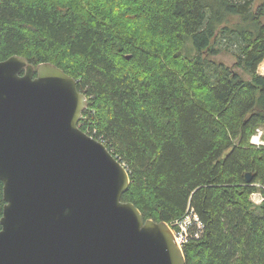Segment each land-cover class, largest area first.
Instances as JSON below:
<instances>
[{"label": "trees", "instance_id": "16d2710c", "mask_svg": "<svg viewBox=\"0 0 264 264\" xmlns=\"http://www.w3.org/2000/svg\"><path fill=\"white\" fill-rule=\"evenodd\" d=\"M230 38L240 71L213 57ZM14 54L75 78L79 127L129 174L122 200L172 228L198 215L186 264H264V0H0Z\"/></svg>", "mask_w": 264, "mask_h": 264}, {"label": "water", "instance_id": "95a60500", "mask_svg": "<svg viewBox=\"0 0 264 264\" xmlns=\"http://www.w3.org/2000/svg\"><path fill=\"white\" fill-rule=\"evenodd\" d=\"M87 105L57 65L0 60V264H186L169 224L122 200L129 174L79 127Z\"/></svg>", "mask_w": 264, "mask_h": 264}, {"label": "built area", "instance_id": "2783aa9c", "mask_svg": "<svg viewBox=\"0 0 264 264\" xmlns=\"http://www.w3.org/2000/svg\"><path fill=\"white\" fill-rule=\"evenodd\" d=\"M262 74L264 73V68L261 69ZM261 74V73H260ZM261 131L258 133V137L261 136ZM252 136L253 143H258V141H254ZM172 228L175 240L177 244L181 247L186 243V241L191 237L190 229L194 226L196 231H199L202 229L203 225L201 221L199 220L198 215L193 211V209H190L183 217L175 220L173 223Z\"/></svg>", "mask_w": 264, "mask_h": 264}, {"label": "rangeland", "instance_id": "374dc122", "mask_svg": "<svg viewBox=\"0 0 264 264\" xmlns=\"http://www.w3.org/2000/svg\"><path fill=\"white\" fill-rule=\"evenodd\" d=\"M233 42L234 41L232 40V38L227 39L225 42L224 41L220 42L219 47L221 48V50L215 53L213 57L216 61L222 62L224 65H227L229 68L240 71L239 68L235 66L237 46ZM263 68H264V62L260 66H258V72L262 74L261 69ZM262 75H264V73ZM79 123H80V120H79ZM260 131L262 133V130L258 129L256 134H254V136L258 135ZM253 140L258 141V140H255L254 137H253ZM261 141H264V136L263 137L260 136L258 143H254V144H257V145L261 144L260 143ZM251 142L253 143L252 138H251Z\"/></svg>", "mask_w": 264, "mask_h": 264}, {"label": "clouds", "instance_id": "9594fccd", "mask_svg": "<svg viewBox=\"0 0 264 264\" xmlns=\"http://www.w3.org/2000/svg\"><path fill=\"white\" fill-rule=\"evenodd\" d=\"M260 143L264 144V141H261ZM249 200L252 206H260L261 204H264V196H262L259 191H254L250 193Z\"/></svg>", "mask_w": 264, "mask_h": 264}, {"label": "bare ground", "instance_id": "6f19581e", "mask_svg": "<svg viewBox=\"0 0 264 264\" xmlns=\"http://www.w3.org/2000/svg\"><path fill=\"white\" fill-rule=\"evenodd\" d=\"M254 139L255 140H259V137L256 135V136H254Z\"/></svg>", "mask_w": 264, "mask_h": 264}]
</instances>
